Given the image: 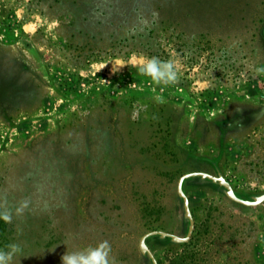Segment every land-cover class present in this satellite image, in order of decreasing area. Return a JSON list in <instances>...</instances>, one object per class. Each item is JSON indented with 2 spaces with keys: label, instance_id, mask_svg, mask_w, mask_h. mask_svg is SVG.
<instances>
[{
  "label": "rangeland",
  "instance_id": "obj_1",
  "mask_svg": "<svg viewBox=\"0 0 264 264\" xmlns=\"http://www.w3.org/2000/svg\"><path fill=\"white\" fill-rule=\"evenodd\" d=\"M263 30L264 0H0L10 264H62L105 240L110 264H152L141 235L188 232L183 174L264 195ZM141 56L177 62V82L142 75L129 63ZM182 190L191 235L149 236L157 264H264V201L198 176Z\"/></svg>",
  "mask_w": 264,
  "mask_h": 264
},
{
  "label": "clouds",
  "instance_id": "obj_2",
  "mask_svg": "<svg viewBox=\"0 0 264 264\" xmlns=\"http://www.w3.org/2000/svg\"><path fill=\"white\" fill-rule=\"evenodd\" d=\"M58 22L53 21L51 27L57 26ZM35 30V25L32 26ZM133 66L138 67L139 72L149 77L152 82L156 85H169L174 84L178 80V63L174 61H161L158 57H145L141 56L139 59L133 57V60L129 61ZM107 65L100 64L96 71L100 72ZM115 71H118L126 66L125 62L122 59H117L115 61ZM197 86L203 87L200 85V82L197 81ZM157 100H160L157 97ZM162 102V101H160ZM27 202H24L21 205V208L18 209V212H21L26 208ZM0 219H3L6 223L11 222V215L5 213L3 216H0ZM10 251H0V264H10L13 259V256L20 251L19 246L12 244L8 246ZM111 252V246L107 240L99 243L95 247H90L82 251H76L71 253H65L61 257L62 264H110L109 255Z\"/></svg>",
  "mask_w": 264,
  "mask_h": 264
},
{
  "label": "water",
  "instance_id": "obj_3",
  "mask_svg": "<svg viewBox=\"0 0 264 264\" xmlns=\"http://www.w3.org/2000/svg\"><path fill=\"white\" fill-rule=\"evenodd\" d=\"M193 176H198L201 178H207L213 182L220 183L221 185H223L227 189V193H226L227 197L236 203L246 205V206H255V205H258L264 201V195L259 197L254 203H248V202L241 201L240 199H238L234 195L230 186L226 182H224L221 178H215V177H212V176L205 174V173H188V174L181 175L177 181V184H176V193L182 200L184 215L189 222L188 232H187L185 237H177L175 235H172V234H169L166 232H161V231H151V232L144 233L143 235H141V237L139 238V241H138V249H139L141 254L148 256V258L151 260L152 264H157V263H156L153 255H152L151 251L147 247L146 242H145L149 236L156 234L162 238H165V237L170 238L172 241H174L176 243H183V242L187 241L191 235V232L193 229V220H192V217H191V214L189 211L187 198H186V196L182 190V183L185 179H187L189 177H193Z\"/></svg>",
  "mask_w": 264,
  "mask_h": 264
},
{
  "label": "trees",
  "instance_id": "obj_4",
  "mask_svg": "<svg viewBox=\"0 0 264 264\" xmlns=\"http://www.w3.org/2000/svg\"><path fill=\"white\" fill-rule=\"evenodd\" d=\"M125 5L128 7V5L129 4H127V3H125ZM130 9H135L136 8V5H134V6H132V7H129ZM127 10V9H126ZM127 13V12H126ZM123 15H124V18L125 19H127L128 18V16H129V14L127 13V14H125V12L123 13ZM262 33H263V37H264V30L262 31Z\"/></svg>",
  "mask_w": 264,
  "mask_h": 264
}]
</instances>
